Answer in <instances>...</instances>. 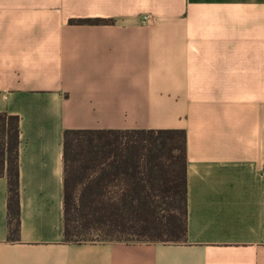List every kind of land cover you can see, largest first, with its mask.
<instances>
[{"label":"crops","instance_id":"1","mask_svg":"<svg viewBox=\"0 0 264 264\" xmlns=\"http://www.w3.org/2000/svg\"><path fill=\"white\" fill-rule=\"evenodd\" d=\"M0 114L20 139L0 264H264V0H0ZM66 130L184 131L186 242L64 243Z\"/></svg>","mask_w":264,"mask_h":264},{"label":"trees","instance_id":"2","mask_svg":"<svg viewBox=\"0 0 264 264\" xmlns=\"http://www.w3.org/2000/svg\"><path fill=\"white\" fill-rule=\"evenodd\" d=\"M71 25L111 24L71 19ZM19 119L0 114V177L7 180V241L20 240ZM64 243H185L186 136L182 130H66ZM121 178L130 181L110 187Z\"/></svg>","mask_w":264,"mask_h":264},{"label":"built area","instance_id":"3","mask_svg":"<svg viewBox=\"0 0 264 264\" xmlns=\"http://www.w3.org/2000/svg\"><path fill=\"white\" fill-rule=\"evenodd\" d=\"M263 170H264V167H263Z\"/></svg>","mask_w":264,"mask_h":264}]
</instances>
